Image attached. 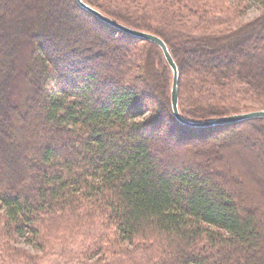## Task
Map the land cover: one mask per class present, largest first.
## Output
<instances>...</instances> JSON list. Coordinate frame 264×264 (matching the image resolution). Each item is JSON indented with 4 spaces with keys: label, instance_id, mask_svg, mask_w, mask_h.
I'll list each match as a JSON object with an SVG mask.
<instances>
[{
    "label": "trees",
    "instance_id": "trees-1",
    "mask_svg": "<svg viewBox=\"0 0 264 264\" xmlns=\"http://www.w3.org/2000/svg\"><path fill=\"white\" fill-rule=\"evenodd\" d=\"M83 1L166 42L185 119L241 113L238 96L264 97V43L253 51L264 41V15L232 36L185 31L188 13L192 31L228 23L237 0ZM0 10V264H53L54 255V264H264L254 176L245 184L216 168L226 159L219 150L250 135L249 127L264 130V118L207 128L178 123L161 48L102 23L76 0H0ZM6 24L29 31L22 94L9 76L16 68ZM206 98L207 106L197 103ZM176 127L187 134L175 144L195 148L191 161L208 149L206 164L158 146L174 140ZM18 239L52 251L31 255ZM73 246L77 259L63 260L58 249Z\"/></svg>",
    "mask_w": 264,
    "mask_h": 264
},
{
    "label": "rangeland",
    "instance_id": "rangeland-1",
    "mask_svg": "<svg viewBox=\"0 0 264 264\" xmlns=\"http://www.w3.org/2000/svg\"><path fill=\"white\" fill-rule=\"evenodd\" d=\"M26 2L29 0H25ZM12 5V4H11ZM10 5V7H12ZM230 5L232 6V3H230ZM234 6L236 8V12L233 14V16L228 17L230 18V21L228 23L225 24H218V25H211L210 27H205L206 29H202L199 28V30H195L192 31V27L191 24L189 25V21L191 19V17L186 14L184 16V20L185 23L190 27L187 28L186 34L189 32H193L195 33L196 37L200 36H206V35H211V36H220V37H225L227 35L230 34V36H232V34L234 32H242L241 30L246 29V27H248L249 25H251L252 22L257 21L259 18L263 17L264 15V0H237L234 3ZM1 11V10H0ZM188 12V11H187ZM31 25L32 23L30 22H26L25 25L27 26L26 28H28V25ZM8 24L5 25V27ZM7 27H9V37L12 40V44H13V55L12 58L15 60V63L13 64L12 68H16V71L13 72L10 70L9 76L10 78H13L14 80H16V82L18 83V87L20 88V93L22 94V90L25 89V91H27V80L25 82V73L23 72L22 69V65L23 62L27 61L29 56L27 54L23 55V53L26 54V50L23 48L24 52L22 53V47L24 44H28V30H24L22 32L16 31L17 29H14V27H12V25H8ZM6 27V28H7ZM11 28V29H10ZM242 28V29H241ZM262 32L264 31V28L260 29ZM228 36V37H230ZM234 36V35H233ZM255 43V42H254ZM264 43V41L259 42V45L253 50L255 53L259 54L262 51V44ZM233 53V52H232ZM235 54H238L237 52H235ZM240 59L242 60L244 58H242L241 56H239ZM205 59V58H204ZM245 59L247 61H254L255 59V55H251V54H247V56L245 57ZM215 62V61H214ZM216 64L219 63L220 67V62L217 60L215 62ZM201 62L199 59H192L191 61V65H195L198 66L200 65ZM221 68V67H220ZM5 68H3L0 64V81L2 80L3 76L2 74L4 73ZM16 97V95H15ZM18 98V97H17ZM16 99V98H15ZM238 100L240 101V103L245 106L246 108L244 110L246 111H242L243 112H250L252 110H262L264 109V97L261 98H246V97H241L238 96ZM209 101H211V99L206 98V100L204 102L198 101L197 103L199 105H203V104H207L209 103ZM195 103V102H194ZM251 109V110H250ZM141 120L144 121L146 118V116H141ZM22 126V122H17L16 123V127H21ZM168 125V122L165 123V127L164 128V132L166 133V129ZM157 127V126H155ZM154 128V127H153ZM152 129V128H151ZM156 129V128H154ZM251 134L249 135L250 132H247L245 136H241V134L236 136L235 140H229L228 144L224 149L219 150V152L224 153L226 155V159H223L221 161L223 162H218V164H216V168L220 171V172H225V171H230L231 176L233 177H237L239 179H241L242 181H245L249 184V177L250 175L254 176V180L251 184V186L253 185L254 188L252 189V193L254 192V204L255 207L257 209H259L260 213H264V147L262 148V145L264 144V130H255L254 128H250ZM174 133L171 136L174 137V140H169L167 138V140L164 141L163 134L160 138V140H162V142H160V144H158L159 147H164V146H168V144H170V146H172V149L167 148V152L174 155V154H181L183 153V155H185L186 159L188 161H190L189 163L192 164L193 162H195L196 164L193 165H202L203 163L206 164V155H211V153L208 151V147L214 148V144L217 143H208L205 147L206 150V154L203 155L202 157L199 158H194L193 161H191V159L187 158V157H192L189 156L191 155L190 151H192V149H195L193 146V148H191V146H186L185 144H181V143H177L175 144V140L177 139L178 135H181L182 137L184 135L187 134V131H185V129L183 128H175L174 129ZM169 135V134H168ZM166 135V136H168ZM153 136V135H152ZM156 136H158L156 134ZM154 137V136H153ZM170 137V136H168ZM159 138V137H158ZM174 141V142H173ZM17 142L18 144L22 143V136H17ZM173 142V143H172ZM222 143V141H221ZM175 145V146H174ZM157 146V147H158ZM191 148V149H190ZM204 149V148H203ZM224 150V151H223ZM234 152V153H232ZM219 153V154H220ZM229 153V154H228ZM236 154V155H235ZM188 155V156H186ZM232 155H234L236 158L232 157ZM192 158V159H193ZM202 163V164H201ZM197 166V167H198ZM238 168V170H236ZM232 171V172H231ZM252 179V178H251ZM219 181V180H218ZM252 200V199H251ZM16 247H18L19 249H22L24 251H26L27 253H30L31 255L34 256H46L48 254V252H50L51 249H47L45 251H42L41 249H39L38 247H36L35 245L32 244H28L24 239H18V242L16 243ZM56 248L59 247V245L55 246ZM110 247V246H109ZM78 247H70L69 249L66 250H62V249H58L62 254V258L63 260L67 259V260H76L77 259V249ZM52 260H53V264L54 262H58L59 258L58 256L54 255L51 256Z\"/></svg>",
    "mask_w": 264,
    "mask_h": 264
},
{
    "label": "water",
    "instance_id": "water-1",
    "mask_svg": "<svg viewBox=\"0 0 264 264\" xmlns=\"http://www.w3.org/2000/svg\"><path fill=\"white\" fill-rule=\"evenodd\" d=\"M76 1L80 7L85 9L86 12H89L90 14H92L98 20L102 21V23H106L124 34L131 35L141 40L153 42L161 48L163 55L168 65L170 66L169 68H171L172 74H173V78L171 79L172 88L170 91L171 92V103L170 104L172 105L173 116L178 121V123H181L188 127L207 128V127H215L219 125L237 123L240 121L250 120L252 118H257V119L264 118V109H262V110H252L250 112H243V113L241 112L237 114L226 115V116H222V117H218V118L206 120V121H190V120L185 119L182 115H180L181 113H180L179 103H178L179 102V91H178L179 90V79L178 78H180V73H179L177 64L173 56H171L172 54L167 44H165L166 42L160 36L156 34L149 33L143 30H138V29L129 27L127 25H124L120 22H117L115 19L103 14L97 9L86 4L83 0H76Z\"/></svg>",
    "mask_w": 264,
    "mask_h": 264
}]
</instances>
